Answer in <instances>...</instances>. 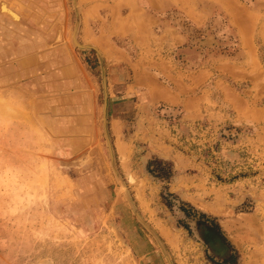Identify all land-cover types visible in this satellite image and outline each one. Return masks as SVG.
I'll return each mask as SVG.
<instances>
[{
  "label": "rangeland",
  "instance_id": "obj_1",
  "mask_svg": "<svg viewBox=\"0 0 264 264\" xmlns=\"http://www.w3.org/2000/svg\"><path fill=\"white\" fill-rule=\"evenodd\" d=\"M77 20L84 48L74 42ZM136 37L151 41L156 66L199 86L209 109L184 122L159 107L146 122L151 138L134 143L136 160H147L141 174L114 145L99 46L134 61ZM105 83L114 166L172 264H220L194 227L191 202L264 233V0H0V264H168L113 169ZM157 141L193 162L181 185ZM251 244L245 259L264 264Z\"/></svg>",
  "mask_w": 264,
  "mask_h": 264
},
{
  "label": "crops",
  "instance_id": "obj_2",
  "mask_svg": "<svg viewBox=\"0 0 264 264\" xmlns=\"http://www.w3.org/2000/svg\"><path fill=\"white\" fill-rule=\"evenodd\" d=\"M3 6H5V9ZM1 11L7 13L13 20L20 19L19 15L5 2L1 4ZM85 32L86 29L83 26L82 37L89 39V30L87 33ZM131 32L134 33V30H128L127 35H130ZM103 43L99 46L105 52L108 61L109 124L114 145L120 159L124 156L125 160L131 161H128L129 166L134 168L136 165L138 174H141L147 160L143 164L142 155L137 157L136 160V145L134 143L148 141L151 138L146 122H156L157 116L155 113H159V107H164L162 110L164 112L179 111L181 114L180 119L184 122H195L201 119L203 110L205 111V107L200 104L201 100L204 101L203 93H196V87L199 86H195L193 81H189L190 78L186 80L187 75L179 72L174 66L171 69H167L163 64L156 66L155 63L160 61L158 59L160 55L157 54L156 56L149 52L152 48L151 41L142 45V38L136 37L134 44L140 49V57L134 61L119 47L109 42ZM180 75L186 78L181 80ZM159 122L165 121L159 120ZM130 123H132V128L129 125ZM157 142L158 144H152L153 148L156 153L159 152L160 157L173 161L176 169L173 177L174 182L181 185L184 178L181 177L180 172L191 169L193 162L183 156H172L171 152L166 151L165 146L160 141ZM134 159L136 161L132 163ZM191 204L202 213L218 218V223L227 238L226 244L220 238L214 237L206 231L202 232L203 240L209 242L212 251L218 254L217 260H224L229 257L231 254L230 245L234 247L239 255L236 264H249L244 255L248 254L246 252L249 251L248 245L250 242L254 253L259 256L263 253L264 233L260 229L255 234L246 231L242 224L236 223L237 219H234V216L225 217V209L216 206H202L194 202H191ZM213 243L216 245H213Z\"/></svg>",
  "mask_w": 264,
  "mask_h": 264
},
{
  "label": "flooded vegetation",
  "instance_id": "obj_3",
  "mask_svg": "<svg viewBox=\"0 0 264 264\" xmlns=\"http://www.w3.org/2000/svg\"><path fill=\"white\" fill-rule=\"evenodd\" d=\"M182 210H183L186 218H189L191 216L190 215V211H193L195 213V216L192 219V221L194 222V227L197 230V232L200 235V237H202V232L206 231V232L210 233L211 235H213L214 237L220 238V240H222L225 244L227 243V238L225 237V234L222 231V229H221V227H220V225L218 223V218L208 216V215H206L204 213H199V212H197V210L193 206L191 207L190 211H187V210H184V209H182ZM197 214H199V216H200L199 219H197V217H196ZM202 214H204V215H202ZM205 245L207 246L208 250L212 252L214 260L220 262V264H231V260H233V259L235 260V256H233V255L235 253H237V251L231 245L229 246L231 254L229 255L228 258H225L224 260H222V259L221 260H217L216 259L218 257V254L215 253L214 251H212L209 242L205 241ZM213 245H216V244L213 243Z\"/></svg>",
  "mask_w": 264,
  "mask_h": 264
},
{
  "label": "water",
  "instance_id": "obj_4",
  "mask_svg": "<svg viewBox=\"0 0 264 264\" xmlns=\"http://www.w3.org/2000/svg\"><path fill=\"white\" fill-rule=\"evenodd\" d=\"M77 28H78V20H77V24H76V28H75V31H74V34H73V38H74V42L75 44L78 46V47H81V48H84V47H87V46H83L81 45L77 39H76V34H77ZM90 48H93L96 50L95 47H92V46H89ZM101 60H102V64H103V70H104V76H105V68H104V62H103V59L101 57ZM106 117H107V93H106V83H105V105H104V127H105V131H106V135H107V139H108V142H109V146H110V153H111V158H112V165H113V169L115 171V174L117 175L118 179L120 180V183H121V186L128 198V201L134 211V213L136 214L137 218L139 219V221L152 233V235L155 237V239L157 240L158 244L160 245V248L161 250L163 251L165 257H166V260L168 262V264H172L171 263V260H170V257L168 255V252L162 242V240L159 238V236L155 233V231L144 221V219L139 215V213L137 212V210L135 209L132 201L130 200L129 196L127 195V192H126V189L124 187V183L120 177V175L118 174L115 166H114V163H113V156H112V151H111V144H110V139H109V136H108V131H107V125H106Z\"/></svg>",
  "mask_w": 264,
  "mask_h": 264
},
{
  "label": "trees",
  "instance_id": "obj_5",
  "mask_svg": "<svg viewBox=\"0 0 264 264\" xmlns=\"http://www.w3.org/2000/svg\"><path fill=\"white\" fill-rule=\"evenodd\" d=\"M150 171L152 172V170H150ZM172 175H173V174H172V170H171L169 173H166L164 177H166V178H170ZM192 210H193V209H192ZM202 215H204V214H202Z\"/></svg>",
  "mask_w": 264,
  "mask_h": 264
},
{
  "label": "bare ground",
  "instance_id": "obj_6",
  "mask_svg": "<svg viewBox=\"0 0 264 264\" xmlns=\"http://www.w3.org/2000/svg\"><path fill=\"white\" fill-rule=\"evenodd\" d=\"M13 13V12H12Z\"/></svg>",
  "mask_w": 264,
  "mask_h": 264
}]
</instances>
